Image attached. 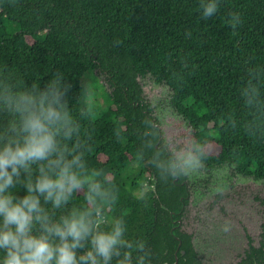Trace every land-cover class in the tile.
<instances>
[{
  "label": "trees",
  "instance_id": "trees-1",
  "mask_svg": "<svg viewBox=\"0 0 264 264\" xmlns=\"http://www.w3.org/2000/svg\"><path fill=\"white\" fill-rule=\"evenodd\" d=\"M218 3L203 18L200 0H0V76L43 86L60 72L75 85L73 107L89 114L88 162L113 177L115 215L124 214L129 239L154 244L145 239L154 229L151 207L132 192L146 171L158 177L153 161L166 155L156 146L160 129L143 78L170 88V105L194 128L201 161L234 162L264 177V0ZM233 12L241 19L235 30ZM89 71L108 87L100 94L105 107L92 93L81 96ZM209 144L219 152L208 153Z\"/></svg>",
  "mask_w": 264,
  "mask_h": 264
},
{
  "label": "clouds",
  "instance_id": "clouds-1",
  "mask_svg": "<svg viewBox=\"0 0 264 264\" xmlns=\"http://www.w3.org/2000/svg\"><path fill=\"white\" fill-rule=\"evenodd\" d=\"M218 10V0H200L203 18ZM229 23L235 30L240 13H230ZM74 87L60 72L43 86L0 76V264H151L146 242L129 239L124 214L115 215L113 177L88 162L89 114L73 107ZM251 93L259 97V88ZM197 154L202 149L191 145L168 160L158 153L153 163L167 179L197 169ZM147 191L141 185L132 195L143 200Z\"/></svg>",
  "mask_w": 264,
  "mask_h": 264
},
{
  "label": "flooded vegetation",
  "instance_id": "flooded-vegetation-1",
  "mask_svg": "<svg viewBox=\"0 0 264 264\" xmlns=\"http://www.w3.org/2000/svg\"><path fill=\"white\" fill-rule=\"evenodd\" d=\"M159 135L156 146L166 152L159 158L168 160L181 147L174 151L161 129ZM247 169L201 161L194 171L167 179L146 171L154 229L145 239L154 244L144 241L156 264H264V177Z\"/></svg>",
  "mask_w": 264,
  "mask_h": 264
},
{
  "label": "rangeland",
  "instance_id": "rangeland-1",
  "mask_svg": "<svg viewBox=\"0 0 264 264\" xmlns=\"http://www.w3.org/2000/svg\"><path fill=\"white\" fill-rule=\"evenodd\" d=\"M103 80V76L99 77L95 71H89L83 78V84L91 89V98L96 99L95 103L105 107L107 104L100 94L105 92V87L106 89L108 87L107 85L102 87L105 82ZM140 81L144 88L145 98L151 103L152 115L160 125L165 144L167 143L174 151L177 146L181 147L179 151L187 150L194 141L193 130L186 120L170 105V88L155 83L151 77L143 78ZM205 150L210 154H216L220 148L216 144H209L205 147ZM192 171L191 169L188 170V172Z\"/></svg>",
  "mask_w": 264,
  "mask_h": 264
}]
</instances>
